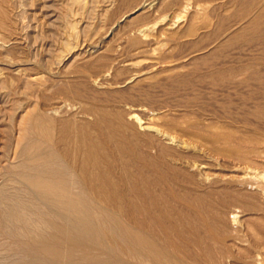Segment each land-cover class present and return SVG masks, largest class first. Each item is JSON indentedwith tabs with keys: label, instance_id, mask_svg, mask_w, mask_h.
I'll list each match as a JSON object with an SVG mask.
<instances>
[{
	"label": "rangeland",
	"instance_id": "obj_1",
	"mask_svg": "<svg viewBox=\"0 0 264 264\" xmlns=\"http://www.w3.org/2000/svg\"><path fill=\"white\" fill-rule=\"evenodd\" d=\"M88 1L91 2L83 0L86 5L74 6L71 0L69 3L67 0L11 1L10 9L15 12L12 16L22 29L18 31L20 36L17 32L12 36L14 39L19 36L16 43L10 41L0 49L3 75L0 95L6 96L8 103L0 114V191L7 185L11 192L24 190L9 169L19 163L20 154L28 142H37L41 150L57 151L67 158V163L75 166L80 157L79 144L84 138L85 147H99L96 152L100 153H97V159L101 161L97 160V165L102 164L101 172L102 168L107 173L109 171L107 178V173L103 177L105 172L101 174L100 168H97L99 171L95 169L97 165L92 169L96 171L92 173L98 174L93 177L98 179L94 181L95 185L98 187L102 181L99 189L110 188L109 192L105 190L106 193L102 189L105 199L110 197L107 201L111 204L115 197L125 198L120 202L124 219L127 216L130 219V205L137 207V202L139 209L151 206L152 211L155 207L157 215L163 210L171 212L172 222L166 221L173 223L175 230L172 231L173 224L169 227L171 225L164 220L167 225H163L160 219L157 223L161 229L152 228L158 233L156 242L164 246L165 241L171 239L180 241L176 242L178 248L180 244L185 248H182L183 252L181 247L174 248L177 259L156 258L145 253L139 262L107 251L100 238L79 239L71 246L65 244L60 251L68 248L65 251L71 249V254L69 251L64 255L60 252L58 256L38 252L28 241L20 239L22 241L18 240V244L26 242L31 246L24 244L28 250L19 248L21 254L14 249L0 220V264H12L21 259V264H26L28 259L27 264H264V0H98L94 4ZM97 4H101L100 7ZM106 4L111 6L105 8ZM82 8V12L79 11ZM66 21L68 25L63 24ZM3 37L0 34L1 44ZM58 59H63V67L57 66ZM51 64L53 68L59 67L55 77L44 71V67ZM21 67L28 74L39 72V76H45L44 82L33 84L32 88L25 87L16 73L17 69L22 70ZM66 72L71 78L64 76ZM43 113L47 116L46 124L36 121L45 116ZM26 115L31 125L22 131L18 120ZM131 115L136 117L132 119ZM35 127L36 130L37 127L44 130L47 127L49 137L46 130L41 135L34 130ZM147 135H151L150 138L146 139ZM47 138L51 140L47 141ZM124 138L125 144L122 142ZM143 141L145 144L142 145ZM131 152L137 153L135 158ZM76 176L75 181L81 183V176ZM110 181L115 185H109ZM139 181L146 188H141L143 192L149 189L147 192L143 193L141 186L136 185ZM105 183L109 186L106 187ZM113 188L115 193L119 191V196ZM156 195L162 202L156 200ZM127 196L137 200L133 198L128 202ZM171 196L176 201L170 200ZM98 197L103 201V197L95 194L93 198ZM178 198L182 199L179 201ZM145 201L152 202L153 206ZM158 202L159 207L156 206ZM129 219L125 220L129 223ZM128 223L124 222L125 228L136 231V226ZM212 226L223 230L224 240L211 238L208 229ZM162 227L168 229L167 234L174 236L173 239ZM146 232L144 234L148 237ZM96 247L98 251L93 250ZM88 249L90 254L87 256ZM36 253L40 256L34 255ZM60 255L65 258L58 259Z\"/></svg>",
	"mask_w": 264,
	"mask_h": 264
},
{
	"label": "bare ground",
	"instance_id": "obj_2",
	"mask_svg": "<svg viewBox=\"0 0 264 264\" xmlns=\"http://www.w3.org/2000/svg\"><path fill=\"white\" fill-rule=\"evenodd\" d=\"M13 1V0H11ZM11 1H8V0H0V34H2L4 37H3V41H2V44L0 46V49H4L5 48V44H8L10 41L12 42L14 40V43H16L15 41L18 40L19 36H20V33H18V31L20 29H22V27L20 28L18 25H16V21L14 19V16H12V13H15L14 11H11L10 7L12 6V2ZM33 1V0H32ZM69 3L70 0H67ZM83 0H71V3H73V6L74 4H84L82 3ZM96 1L98 2V0H91V2L96 3ZM103 1V0H102ZM176 1V0H175ZM180 1H183V0H180ZM179 1V2H180ZM186 1V0H185ZM189 1V0H188ZM194 1V0H193ZM11 2V4H10ZM86 2V1H85ZM90 2V1H88ZM90 2V3H91ZM101 2V1H100ZM178 2V0H177ZM14 3V2H13ZM66 3V2H65ZM64 3V4H65ZM191 3V2H190ZM185 4V2H184ZM16 5V4H15ZM75 5V6H76ZM86 5V4H84ZM101 4H97L98 7H100ZM104 5V4H103ZM102 5V6H103ZM188 5V4H187ZM33 6V5H32ZM68 6V5H66ZM95 6V5H94ZM111 4H106L105 8H108L110 7ZM30 7V6H29ZM77 7V6H76ZM97 7V8H98ZM189 7V6H188ZM17 8V7H15ZM14 8V10H15ZM65 8V7H64ZM18 9V8H17ZM89 9V8H88ZM87 9V10H88ZM96 9V8H95ZM64 10V9H63ZM67 10V9H65ZM73 10V9H72ZM77 10V9H76ZM75 10V12H76ZM83 10L82 9H79V11ZM84 10H86V8H84ZM92 10H94L92 8ZM98 10V9H97ZM103 10V9H102ZM18 11V10H17ZM56 11V10H55ZM69 13V8L67 10ZM67 11H64V12H67ZM106 11V9L104 10ZM74 12V11H73ZM78 12V11H77ZM90 12V10H89ZM95 12V11H94ZM80 13V12H79ZM86 13V12H85ZM88 13V12H87ZM86 13V14H87ZM105 13V12H104ZM72 15L74 13H71ZM70 14V15H71ZM77 14V13H76ZM84 14V15H86ZM92 14V13H91ZM64 15V14H63ZM69 15V14H68ZM75 15V14H74ZM82 15V14H81ZM88 15V14H87ZM86 15V16H87ZM17 16V15H16ZM15 16V17H16ZM22 16V15H21ZM46 16V15H45ZM66 16V15H65ZM79 16V15H78ZM84 16V17H86ZM70 17V18H69ZM67 18L71 19L72 16H69ZM83 18V16H81ZM80 17V18H81ZM18 18V17H17ZM23 18V16L21 17ZM53 18V17H52ZM66 18V17H65ZM56 19V18H55ZM85 19V18H84ZM37 20V19H36ZM66 20V19H65ZM45 21V20H44ZM71 21V20H70ZM69 21V22H70ZM74 21V20H73ZM83 21V20H82ZM89 21V20H88ZM31 22V21H30ZM62 22V21H61ZM256 22H259V21H256ZM42 23V22H41ZM68 21H66V23L64 22L63 24H67ZM53 24V23H52ZM71 24V22H70ZM77 24V23H76ZM75 24V25H76ZM20 25V23H19ZM51 25V24H50ZM68 25V24H67ZM258 25V24H257ZM56 27V25H53ZM58 26V25H57ZM74 26V25H73ZM66 27V26H65ZM72 27V26H71ZM70 28V27H69ZM75 28V27H74ZM73 28V29H74ZM24 29V28H23ZM36 29V28H35ZM67 29V28H66ZM72 29V28H71ZM64 30V29H63ZM17 32L18 33V38L14 39L12 36L14 35V33ZM22 32V31H20ZM27 36V35H26ZM12 37V38H11ZM32 38V37H31ZM20 41V40H19ZM18 41V42H19ZM65 43V42H64ZM19 44V43H18ZM64 45V44H63ZM84 46V45H83ZM8 47V46H7ZM52 51V50H51ZM6 52V51H5ZM7 53V52H6ZM38 53V52H37ZM48 54H50L49 52H47ZM68 53V52H67ZM10 54V53H9ZM43 55V54H42ZM10 56V55H9ZM49 56V55H48ZM78 56V55H77ZM45 57V56H44ZM66 57V56H65ZM54 58V57H53ZM64 58V57H63ZM68 58H69V55H68ZM74 58V57H73ZM72 58V59H73ZM39 59V58H38ZM71 59V58H70ZM45 60V59H44ZM59 60V59H58ZM66 60V58H65ZM75 60V59H74ZM73 60V61H74ZM53 61V60H52ZM55 61V59H54ZM60 61V62H59ZM57 61V66L59 67H63L65 65L63 59L61 61V59ZM70 61V60H69ZM44 64L45 61H43ZM56 62V61H55ZM67 62V60H66ZM75 62V61H74ZM40 63V62H39ZM54 64V62H53ZM53 64L51 65H47L46 67H44V71H46L51 77H55L57 75V73L59 72H56L58 68H53ZM64 64V65H63ZM67 64V63H66ZM72 64V63H71ZM95 64V63H94ZM13 65V64H12ZM20 65V64H19ZM56 65V64H55ZM63 65V66H62ZM15 65H13L14 67ZM17 66V64H16ZM21 66V65H20ZM42 69V66L43 65H39ZM18 67V66H17ZM39 67V68H40ZM22 69V67H21ZM92 69V68H91ZM7 70V69H6ZM35 70V69H33ZM61 70V69H60ZM17 74L20 76V80L24 83V86L25 87H30L31 85L33 84H37V83H41L44 82L43 78V75L39 76V72H35V73H31V74H28L25 72L24 69L20 70V69H17L16 70ZM28 71V70H26ZM32 71V70H31ZM15 73V74H16ZM41 73V72H40ZM62 73V72H61ZM70 73V71H69ZM68 72L65 73V77L68 78H71L69 77L70 74ZM80 73V72H79ZM85 73V72H84ZM16 74V75H17ZM73 75V73H71ZM62 75V74H61ZM69 75V76H68ZM76 75V74H75ZM2 73L0 71V78L2 77ZM63 76V75H62ZM61 78V77H60ZM14 80V79H13ZM4 81V80H3ZM16 81V80H15ZM22 83V84H23ZM0 84H1V80H0ZM21 84V83H20ZM39 86V85H38ZM3 87V86H2ZM33 86H31L32 88ZM25 89V88H24ZM30 89V88H29ZM43 89V88H42ZM1 90V89H0ZM70 90V89H69ZM3 91V90H2ZM6 91V90H5ZM25 91V90H24ZM60 94V93H59ZM4 95V94H3ZM19 95V94H17ZM65 98V97H64ZM9 100V99H8ZM6 104L8 106V103H7V100H6V96H2L0 95V114L4 112V108L6 107ZM11 114V113H10ZM44 114V113H43ZM41 115V114H40ZM45 115V114H44ZM27 116V115H26ZM46 116V115H45ZM41 116L38 120V123L41 124V122L44 124V122L46 121V118L47 116ZM132 116V115H131ZM134 116L133 115L131 118L134 119ZM36 117V116H35ZM136 117V116H135ZM28 118V119H27ZM14 119V118H13ZM31 119V118H30ZM37 119V118H36ZM119 120V118H118ZM139 120V119H138ZM19 122V127H22L21 130L22 131H26V126L30 124L29 122V116L27 117H24L22 116L20 118V120H18ZM35 120H33L34 122ZM40 121V122H39ZM1 122V121H0ZM13 122V120H12ZM50 122V120H49ZM120 122V120H119ZM34 124V123H33ZM37 124V123H36ZM35 124V125H36ZM42 124V125H43ZM46 124V122H45ZM67 124V123H66ZM16 125V124H15ZM31 125V124H30ZM34 126V125H33ZM32 126V127H33ZM123 127V126H122ZM28 128H31V127H28ZM45 128V127H44ZM47 128V127H46ZM45 128V130H46ZM146 128V127H145ZM64 129V128H63ZM123 129H125V127H123ZM151 129V128H150ZM28 130V129H27ZM36 130V127L35 129ZM37 130L39 131V134L41 135H44L45 134V130L43 129V127H37ZM36 130V132H37ZM44 130V131H43ZM72 130V129H71ZM83 130V129H82ZM129 130V128H128ZM124 131V130H123ZM44 132V134H43ZM66 132V131H65ZM86 132V131H85ZM132 132V131H131ZM20 133V132H19ZM23 133V132H22ZM67 133V132H66ZM84 133V132H83ZM18 134V133H17ZM46 134H47V130H46ZM48 134H50L48 132ZM47 134V135H48ZM77 134V133H76ZM75 134V135H76ZM107 134V133H106ZM39 135V136H41ZM79 135V134H78ZM85 135V134H83ZM121 135V134H120ZM141 135V134H140ZM86 136V135H85ZM134 137L136 136L135 134L133 135ZM132 136V137H133ZM149 135L146 136V139L148 138ZM151 136V135H150ZM149 136V138H150ZM161 136V135H160ZM17 137V136H16ZM42 137V136H41ZM49 137V135H48ZM52 137V136H51ZM78 137V136H76ZM80 137V135H79ZM131 137V136H129ZM23 135L20 136V139L23 140ZM66 138V137H64ZM107 138V137H106ZM109 138V137H108ZM128 138V137H127ZM139 138V137H137ZM136 138V139H137ZM19 139V137H18ZM50 139V138H49ZM49 139L47 138V141H49ZM77 140L81 139V137L78 139L76 138ZM87 139V138H86ZM89 139V138H88ZM93 139V138H92ZM91 139V140H92ZM122 139V138H121ZM131 139V138H130ZM135 139V138H134ZM16 140V139H15ZM46 140V139H45ZM51 140V139H50ZM70 140H73V139H70ZM69 140V141H70ZM129 141V139H126ZM152 140V139H151ZM150 140V141H151ZM34 141V140H33ZM36 141V140H35ZM45 141V142H47ZM62 141V140H61ZM67 141V140H66ZM84 142V144H87L85 143L86 141L84 140V138L81 140ZM96 141V140H95ZM113 141V140H112ZM125 141V138L122 140V142L124 143ZM136 141V140H135ZM80 142V141H79ZM83 142H80L79 145H81L80 149H79V152H80V157H79V161H77V165L74 164L75 166H71V162L70 163H67V158H64L62 157L57 151L55 150H41L38 146H37V142L35 143H30V144H26V146H24L23 150H22V153L20 154V159L19 160V163L12 167H10L9 171L11 172V175L14 176L17 180H19V182L22 183V185L24 186V190L20 189V190H9V188H7V186H5L6 188L4 189L3 188V191H0V220H2V226H5L6 228V232L8 234V236L11 238L12 242H13V247L15 250H18L20 251L21 250V247L25 248L23 245H29V248L32 246L33 248L32 249H37L38 252H42L44 253L45 255L46 254H53L55 253V255L58 256V254H63L64 255V252H66L65 249L64 252L60 251L61 249H63V246L66 244L71 246L74 245L76 242H78L77 240L79 239H85V240H95L96 238H100L101 239V242L103 243V246L105 245V249H107V251L109 250L111 253H120L122 255H125V256H128L130 258H133L135 260H139V262L141 261L140 259L144 258V254L147 253V254H151L152 256L158 258H169V259H177V252L174 250V248L177 246L175 240L171 241L170 239V242L165 241V245L164 246H160L157 244V234L154 232V230L152 228H156L158 229L157 227H160V223H162L164 220L166 221H170V223L172 222V215L171 212L170 214L169 213H166V211H162V209H164V207L160 210L162 211V213H160L159 215H157V211H156V208H155V212L153 213V207H152V211L150 209V207L147 209V208H143V209H139V205H138V202L136 201L137 199L134 198L135 196H137V194H135V196L133 195V193H131L133 196L132 198H129V196L131 197V194H128L129 196H127V200L129 202V200H133L136 199L135 201L137 202V207L134 206V205H130V208H131V216H130V219L129 217L127 216V218L129 219V223H128V220L126 221L125 218L124 219V216L121 215L122 214V210L121 208V203L123 198L122 196L120 197L118 194V192L116 191L117 195L119 197H115V200L114 201H111V204L110 202H108L107 200H109L110 197H108L109 195H107V200L105 199V194H103V191L102 189L104 188H101L99 189V186L101 184L100 181L98 183V187L97 185H95L94 181L98 180L97 178L94 180L93 177L94 176H97L96 174V171L94 172L92 169L94 168V165H97V160L99 161V158L97 159V156L98 154L100 155L99 152V147H97L96 149H98V152H96V149H94V147L92 148H89V147H85ZM115 142V140H114ZM126 142V141H125ZM146 142V141H145ZM149 142V141H148ZM73 143V142H72ZM77 143V142H76ZM92 143V142H91ZM96 143V142H95ZM128 143V142H127ZM137 143V142H136ZM142 143V142H140ZM147 143V142H146ZM120 144V143H119ZM125 144V143H124ZM139 144V142H138ZM145 144L144 141L142 143V145ZM92 145V144H91ZM131 145V144H130ZM141 145V144H139ZM152 145V144H150ZM17 146V145H16ZM67 146V145H66ZM78 146V145H77ZM84 146V147H83ZM93 146V145H92ZM95 146V145H94ZM103 146V145H102ZM122 146V145H121ZM120 146V147H121ZM124 146V145H123ZM74 147V146H73ZM79 147V146H78ZM145 148H147V146H144ZM17 148V147H16ZM149 148V147H148ZM147 148V149H148ZM76 149V148H75ZM129 149V148H128ZM135 149V148H134ZM140 149V147H139ZM166 149V148H165ZM60 149H58L59 151ZM69 150V149H68ZM67 150V151H68ZM102 150V148H101ZM104 150V149H103ZM132 150V149H131ZM137 150V149H136ZM142 150V149H141ZM118 151V150H117ZM130 151V149L127 151V153ZM145 152V150H143ZM143 151H139V152H143ZM147 151V150H146ZM149 151V150H148ZM69 152V151H68ZM101 152V151H100ZM134 152V151H133ZM150 152V151H149ZM164 152V151H162ZM14 153V152H13ZM98 153V154H97ZM106 153V152H105ZM117 153V152H116ZM132 153V152H131ZM147 154V152H145ZM145 153H142V154H145ZM108 154V153H107ZM113 154V153H112ZM137 153H132L131 155L134 156V158L136 157ZM76 155V153H75ZM103 155V154H102ZM122 155V154H120ZM124 155V154H123ZM148 155V154H147ZM150 155V154H149ZM163 155V154H162ZM165 155H168V154H165ZM112 156V155H111ZM119 156V155H117ZM157 156V155H156ZM77 157V156H76ZM99 157V156H98ZM108 157V156H107ZM106 157V158H107ZM125 157H127L125 155ZM158 157V156H157ZM166 157V156H165ZM14 158V157H12ZM121 158V157H120ZM142 158V157H141ZM144 158V157H143ZM162 158V157H161ZM74 159V158H73ZM110 160V158H108ZM106 159V160H108ZM138 160V158H136ZM13 160V159H12ZM145 160V159H144ZM151 160V163H152V159ZM72 161V160H71ZM101 161V159H100ZM99 161V162H100ZM111 161V160H110ZM113 161V160H112ZM111 161V162H112ZM147 161V160H146ZM69 162V161H68ZM127 162V161H126ZM142 162V161H141ZM149 162V161H147ZM107 163H109L107 161ZM106 163V164H107ZM114 163V161H113ZM113 163H110V164H113ZM116 163V162H115ZM145 163V162H144ZM70 164V165H69ZM109 164V165H110ZM147 164V163H146ZM153 164V163H152ZM135 165V164H134ZM100 166H102V164L100 163L99 167L97 165V168H100ZM111 166V165H110ZM116 166V165H114ZM113 167V165H112ZM114 168V167H113ZM139 168V167H138ZM116 169V168H115ZM163 169V168H162ZM98 170V169H97ZM100 172H101V168L99 169ZM98 170V171H99ZM105 169L102 168V172L101 174L103 173ZM107 170V169H106ZM110 170V169H109ZM113 170V169H111ZM133 170V169H131ZM142 170V169H141ZM145 170V169H144ZM143 170V171H144ZM168 170V169H167ZM92 171L94 173H92ZM97 171V173H98ZM142 171V172H143ZM9 172V173H10ZM74 172V173H73ZM99 172V173H100ZM105 172V171H104ZM136 172V171H135ZM145 172V171H144ZM143 172V173H144ZM163 172V171H162ZM161 172V173H162ZM8 173V174H9ZM78 176H81L79 179H82L81 180V183L77 182V180L75 181V176L76 174ZM107 171L105 173L102 174V176L104 174H106ZM109 173V171H108ZM107 173V175H108ZM115 173V172H114ZM142 173V174H143ZM73 174L75 176H73ZM94 174V175H92ZM121 174V173H120ZM123 174V173H122ZM127 174V172H126ZM145 174V173H144ZM156 174V173H155ZM164 174V173H163ZM113 175V174H112ZM1 176V175H0ZM7 176V175H6ZM11 176V177H12ZM100 176V175H99ZM98 176V177H99ZM122 176V175H121ZM137 176V175H136ZM150 176V175H149ZM77 177V176H76ZM104 177V176H103ZM111 177V176H110ZM151 177V176H150ZM174 177V176H173ZM188 177V176H187ZM13 178V177H12ZM109 178V175L108 177ZM129 178V177H128ZM176 178V177H175ZM192 178V177H191ZM14 179V178H13ZM103 180V178H100ZM111 179V178H110ZM141 179V177H140ZM16 180V181H17ZM107 180V179H106ZM112 180V179H111ZM147 180V179H146ZM150 180V179H149ZM181 180V179H180ZM192 180V179H191ZM105 181V180H104ZM109 181V180H108ZM107 181V182H108ZM115 181V180H114ZM155 181H156V178H155ZM112 181H110V184L111 186H114L115 184L114 183H111ZM125 183V181H123ZM157 182V181H156ZM159 182V181H158ZM161 182V181H160ZM163 182V180H162ZM192 182V181H191ZM194 182V181H193ZM15 183V182H14ZM109 183V182H108ZM118 182H116L117 184ZM137 183V182H135ZM143 183V182H142ZM171 183V182H170ZM169 183V184H170ZM9 184V183H8ZM107 183H105V186H106ZM113 184V185H112ZM123 184V183H122ZM127 184V183H126ZM140 185V181L136 184V185ZM157 184V183H156ZM11 185V184H10ZM104 185V183H102V186ZM108 185V186H109ZM125 185V184H124ZM135 185V186H136ZM152 185V184H151ZM172 185V184H171ZM185 185V184H184ZM187 185V184H186ZM192 185V184H190ZM106 186V187H108ZM118 186V185H116ZM126 186V185H125ZM134 186V187H135ZM140 189L144 188L146 189L145 187H143L142 185H140ZM145 186H146V183H145ZM13 187H15L13 185ZM101 187V186H100ZM127 187V186H126ZM150 187V186H149ZM148 187V188H149ZM153 187V186H151ZM166 187V186H165ZM163 186V188H165ZM98 188V189H96ZM138 188V187H137ZM159 188V187H158ZM110 189V188H109ZM108 188H104V192L105 190H108V192L110 191ZM112 189V188H111ZM116 189V187H115ZM124 189V188H123ZM127 189V188H126ZM129 189V188H128ZM127 189V190H128ZM136 188H134L135 190ZM139 189V188H138ZM141 189V191L143 192V190ZM173 189V188H172ZM175 189V188H174ZM91 190V191H90ZM120 190V189H119ZM127 190L125 192H127ZM137 190V189H136ZM149 189H147L148 191ZM151 192L153 189H150ZM165 190V189H164ZM167 190V188H166ZM171 190V189H170ZM176 190V189H175ZM180 190V188H179ZM92 193L93 191V196L89 194V192ZM121 191V190H120ZM138 191V190H137ZM135 191V192H137ZM146 190L144 192H147ZM169 191V190H168ZM167 191V192H168ZM183 191V190H182ZM11 192V193H10ZM107 192V193H108ZM113 192L115 193V190L113 188ZM113 192L111 194H113ZM129 192H130V189H129ZM132 192V191H131ZM142 192H138V193H142ZM143 192V193H144ZM150 192V191H149ZM150 192V193H151ZM170 192V191H169ZM168 192V193H169ZM175 192V191H174ZM177 192V190H176ZM175 192L176 194V197H178L177 193ZM106 193V192H105ZM115 193V194H116ZM142 193V194H143ZM157 193V192H155ZM162 193V192H161ZM171 193V192H170ZM173 193V191H172ZM94 194L97 196H100L102 198L103 201H100L101 199H94ZM109 194V193H108ZM110 194V196H111ZM115 194L113 196H115ZM140 194V195H142ZM146 194V193H145ZM148 194V193H147ZM146 194V195H147ZM153 194V193H152ZM158 194V193H157ZM144 195V194H143ZM142 195V196H143ZM155 194H153L154 196ZM159 195V194H158ZM158 195H156L158 197ZM162 195V194H161ZM171 195V194H170ZM105 196V197H104ZM149 196H151L149 194ZM147 196V198L149 197ZM160 196V195H159ZM165 197V195H163ZM139 197V195H138ZM155 197V198H157ZM172 197V196H171ZM96 198V197H95ZM146 198V199H147ZM151 199H153L152 197H149ZM160 197H158L156 200H158ZM180 198V197H179ZM177 199V200H181V199ZM189 198V197H188ZM113 200V198H111ZM110 199V200H111ZM144 199V197H143ZM141 198V200H143ZM167 199V198H166ZM171 199H174V196ZM209 199V198H208ZM99 200V201H97ZM125 200V198H124ZM126 200V201H127ZM140 200V199H139ZM145 200V199H144ZM143 200V201H144ZM150 200V199H149ZM148 200V201H149ZM160 200V199H159ZM158 200V201H159ZM184 200V199H183ZM197 200V199H196ZM126 201H124L125 203H127ZM148 201H145L146 204H150L152 205L151 203H149ZM152 201V200H151ZM155 201V199H154ZM161 201V200H160ZM174 201H176V198L174 199ZM194 201V200H193ZM199 201V200H198ZM114 202V203H113ZM162 202V201H161ZM170 202V201H168ZM113 203V204H112ZM134 204V202H132ZM200 203V202H199ZM206 203V202H205ZM121 204V205H120ZM141 204V203H140ZM145 204V203H144ZM144 204H141V205H144ZM160 202H158L156 204L159 205ZM173 204V203H172ZM170 204V205H172ZM190 204V203H189ZM136 205V204H135ZM140 205V206H141ZM125 206V205H124ZM128 205H126L127 207ZM132 206V207H131ZM146 206V205H144ZM153 206V205H152ZM174 206V205H173ZM148 207V205H147ZM159 207V206H157ZM177 207V206H176ZM205 207V206H204ZM129 208V206H128ZM133 208V209H132ZM161 208V206H160ZM197 208V207H196ZM159 209V208H158ZM170 209V208H169ZM201 209H202V206H201ZM122 210V211H121ZM127 209H125L126 211ZM167 210V208L165 209ZM172 210V209H171ZM204 210V209H203ZM115 211V213H114ZM188 211V210H187ZM186 211V213H187ZM191 211V210H190ZM129 212V211H128ZM157 212V213H156ZM179 212V211H178ZM126 212H123V214L125 215ZM189 213V212H188ZM207 213V212H206ZM215 213V212H213ZM175 214V213H174ZM185 214V213H184ZM191 214V213H190ZM127 215V214H126ZM171 215V217H170ZM182 215V214H181ZM123 216V217H122ZM184 215H182L183 217ZM212 216V215H211ZM126 217V216H125ZM185 217V216H184ZM188 217V216H187ZM170 218V219H169ZM160 219L162 220L159 224L157 222L160 221ZM182 219V218H181ZM227 219V218H226ZM166 221V222H167ZM193 221V220H192ZM207 221V220H206ZM224 221V220H223ZM124 222H126V224H130L133 223V225L136 226V231L134 232H131L129 231L127 228H125L124 226ZM175 222V221H174ZM169 225V227H172V224H170L169 222H167ZM218 223V222H217ZM156 225V227H154L153 225ZM198 224V223H197ZM211 224V223H210ZM163 225H167L166 223L163 222ZM174 225V224H173ZM131 226V225H130ZM153 226V227H152ZM162 226V224H161ZM196 226V225H195ZM200 226V225H199ZM132 227V226H131ZM134 227V226H133ZM165 227V226H164ZM162 227V228H164ZM168 227V228H169ZM190 227V226H189ZM3 228V227H2ZM147 230L149 229L148 232H146V229ZM174 228L172 231L174 232L175 230V225ZM161 229V227H160ZM171 229V228H170ZM164 231L165 234L168 233V229L164 228ZM171 231V230H170ZM177 231V229H176ZM197 231V230H195ZM5 232V233H6ZM144 232L148 233L149 236L146 237ZM159 232V231H157ZM179 232V231H178ZM177 232V233H178ZM183 232V231H182ZM180 232V234L182 233ZM208 232L211 236V238H213V240L215 241H222L224 240L225 238L223 237V230L221 232V228H216L214 226L212 227H209L208 229ZM162 234V233H161ZM167 235H170L167 234ZM176 235V234H174ZM184 234H182L181 236H183ZM162 236H164L162 234ZM172 235L168 236V237H171ZM205 236H207L205 234ZM164 237L167 238V236L165 235ZM174 236H172V239H173ZM176 237H178L176 235ZM199 237V236H198ZM208 237V236H207ZM9 238V239H10ZM203 238V237H202ZM26 240L28 241L30 244H27L26 242L23 244L22 242V245L18 244L20 243L18 240ZM99 239V241H100ZM161 239V238H160ZM175 239V238H174ZM180 239V237H179ZM183 239V238H182ZM20 240V241H22ZM165 240V238H164ZM163 237H162V243H164L163 241ZM184 240V239H183ZM187 240V239H185ZM199 240V239H198ZM202 240V239H201ZM212 240V239H211ZM210 240V242H211ZM18 241V242H17ZM84 241V240H83ZM98 241V242H99ZM158 243H160L161 241L158 239ZM209 241V240H208ZM11 242V244H12ZM80 242V241H79ZM92 242V241H91ZM89 242V243H91ZM100 242V243H101ZM173 242V243H172ZM180 242V241H179ZM177 242V243H179ZM190 242V241H188ZM196 242V241H195ZM199 242V241H198ZM95 243V242H94ZM176 245H175V244ZM184 243H187L184 242ZM193 243V242H192ZM200 243V242H199ZM86 244V243H85ZM88 244V242H87ZM93 244V243H92ZM77 245V244H76ZM79 245V244H78ZM96 245H98L96 243ZM94 245V247L96 246ZM101 245V244H100ZM182 244H180L179 246L181 247ZM206 245V244H205ZM208 245V244H207ZM65 246V248H66ZM92 246V245H91ZM91 246H89L91 248ZM102 246V247H103ZM18 247V248H17ZM25 248L28 250V248ZM83 247V246H82ZM87 247V248H89ZM101 248V246H98V248ZM179 247V248H180ZM190 247V246H189ZM194 247V246H193ZM197 248V246H195ZM20 248V250H19ZM74 248V247H73ZM97 248V247H96ZM98 248L95 249L93 248V250H97L98 251ZM99 248V249H100ZM178 248V246L176 247ZM178 248V249H179ZM182 248H185V246L181 247ZM191 248V247H190ZM202 247H200L199 249H201ZM13 249V250H14ZM180 249V250H181ZM14 250V251H15ZM40 250V251H39ZM71 250V249H70ZM70 250L69 253L71 252ZM82 250V249H81ZM80 250V251H81ZM84 250V249H83ZM23 251V250H22ZM25 251V250H24ZM68 251L66 253H68ZM90 249L86 250V255L88 256L90 253H89ZM102 251V250H101ZM26 252V251H25ZM29 252H30V249H29ZM28 252V253H29ZM36 252V251H33V253ZM58 252V253H57ZM79 252V251H78ZM100 252V251H99ZM110 252L109 255H110ZM182 252H183V249H182ZM181 252V253H182ZM185 252V251H184ZM212 252V251H211ZM219 252V251H218ZM224 252V251H223ZM21 253V251H20ZM23 253V252H22ZM21 253V254H22ZM27 253V254H28ZM41 253V254H42ZM66 253H65V256H66ZM77 253V251L75 252ZM80 253V252H79ZM78 253V254H79ZM104 253V252H103ZM105 253H106V250H105ZM112 253V254H113ZM180 253V252H179ZM178 253V254H179ZM26 254V255H27ZM42 254V255H44ZM71 254V253H70ZM77 254V255H78ZM84 254V253H83ZM84 254V255H85ZM93 254V253H92ZM186 254V253H185ZM212 254V253H211ZM34 255H39V254H34ZM41 255V257H42ZM48 256H45L46 258L49 257ZM54 255V256H55ZM181 254H179L178 256H180ZM25 256V255H24ZM40 256V255H39ZM65 256H62L60 255V257L58 259H60L61 257L65 258ZM69 256V254H68ZM67 256V257H68ZM80 256V255H79ZM102 256V255H101ZM124 256V258H125ZM158 256V257H157ZM209 256V255H207ZM212 256V255H211ZM26 257V256H25ZM33 257V256H32ZM31 257V259H32ZM40 257V258H41ZM44 257V258H45ZM51 257V256H50ZM53 257V256H52ZM53 260H55L54 258H52ZM75 257V256H74ZM82 257H85V256H82ZM91 257V256H90ZM122 257V256H121ZM147 257V255H146ZM154 257H152L154 259ZM182 257H183V254H182ZM27 258V257H26ZM29 258V257H28ZM27 258V259H28ZM62 258V259H63ZM165 258V259H166ZM179 258V257H178ZM67 259V258H66ZM94 259V258H93ZM146 259V258H145ZM181 259V258H180ZM184 259V258H183ZM22 260V259H21ZM21 260L20 262L19 261H16L18 263L21 264ZM26 260V259H24ZM29 260V259H28ZM28 260H26V264L28 262ZM35 260V259H34ZM45 260V259H44ZM71 260V258H70ZM91 260V259H90ZM99 260V258H98ZM129 260V259H128ZM132 260V259H131ZM143 260V259H142ZM148 260V259H147ZM150 260V259H149ZM159 260V259H157ZM161 260V259H160ZM168 260V259H167ZM165 260V262L167 261ZM171 260H168V261H171ZM31 261V260H30ZM46 261H49V260H46ZM67 261H69V259H67ZM85 261V260H84ZM96 261V260H95ZM164 261V260H163ZM184 261V260H183ZM201 261V260H200ZM214 261V260H213ZM13 263L12 264H17V263ZM33 262V261H32ZM36 262H38L36 260ZM52 262V261H51ZM147 262V261H146ZM152 262V261H151ZM175 262V261H174ZM173 262V263H174ZM29 263V262H28ZM31 263V262H30ZM35 263V262H34ZM33 263V264H34ZM74 263V262H73ZM135 263V262H134ZM167 263V262H166ZM23 264V263H22ZM98 264V263H97ZM156 264V263H155ZM191 264V263H190Z\"/></svg>",
	"mask_w": 264,
	"mask_h": 264
}]
</instances>
